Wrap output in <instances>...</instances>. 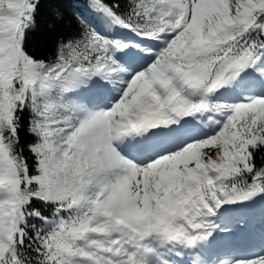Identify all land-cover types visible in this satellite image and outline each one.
I'll return each mask as SVG.
<instances>
[{
  "label": "snow or ice",
  "instance_id": "1",
  "mask_svg": "<svg viewBox=\"0 0 264 264\" xmlns=\"http://www.w3.org/2000/svg\"><path fill=\"white\" fill-rule=\"evenodd\" d=\"M41 4L0 0V264H264L214 251L264 201V0H84L48 57Z\"/></svg>",
  "mask_w": 264,
  "mask_h": 264
},
{
  "label": "trees",
  "instance_id": "2",
  "mask_svg": "<svg viewBox=\"0 0 264 264\" xmlns=\"http://www.w3.org/2000/svg\"><path fill=\"white\" fill-rule=\"evenodd\" d=\"M83 3L84 0H42L36 27L29 34V50L48 57L55 51L57 41L74 36L76 28L71 18L78 6ZM57 10L64 13L65 21L63 23L54 21V14ZM80 11H84V9L80 8ZM259 163L260 160L257 159V164L259 165Z\"/></svg>",
  "mask_w": 264,
  "mask_h": 264
},
{
  "label": "rangeland",
  "instance_id": "3",
  "mask_svg": "<svg viewBox=\"0 0 264 264\" xmlns=\"http://www.w3.org/2000/svg\"><path fill=\"white\" fill-rule=\"evenodd\" d=\"M248 207L249 206H247V207H244V209H248ZM243 208V207H242ZM258 225V224H257ZM259 226V225H258ZM252 231V232H251ZM262 231H260L259 229H257V227H255V228H250V229H247V230H245L244 231V235L245 236H248V235H250V234H252L253 236H254V238L257 240V241H259V240H261V237H262V235H264V233L262 232ZM251 236V235H250Z\"/></svg>",
  "mask_w": 264,
  "mask_h": 264
}]
</instances>
